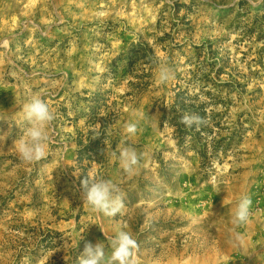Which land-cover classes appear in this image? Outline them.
Segmentation results:
<instances>
[{"label":"rangeland","instance_id":"rangeland-1","mask_svg":"<svg viewBox=\"0 0 264 264\" xmlns=\"http://www.w3.org/2000/svg\"><path fill=\"white\" fill-rule=\"evenodd\" d=\"M30 94L55 116L32 164L14 148ZM0 136V264H80L121 230L140 264H264V2L0 0ZM123 147L141 156L134 175ZM93 175L118 184L122 215L83 204Z\"/></svg>","mask_w":264,"mask_h":264},{"label":"clouds","instance_id":"clouds-1","mask_svg":"<svg viewBox=\"0 0 264 264\" xmlns=\"http://www.w3.org/2000/svg\"><path fill=\"white\" fill-rule=\"evenodd\" d=\"M264 2V0H260ZM171 78L170 69L164 63H160L157 79L160 84L167 82ZM23 119L27 122V127L22 130V134L14 141V148L18 158L28 164L38 162L48 155V146L52 141L48 128L55 119L50 111L49 104L40 94H30L26 102L22 104L20 110ZM206 118L196 113H186L181 117V123L186 127L197 128L205 124ZM126 133L135 135L138 131L137 123H129L125 126ZM96 136H99L97 134ZM94 136L93 138H95ZM6 137L0 136V141ZM2 147V144H0ZM120 167L129 176L134 175L140 165L141 156L135 148L123 147L119 152ZM81 199L83 204H87L92 213L97 216L114 218L117 214L122 215L125 208L124 197L118 184L112 180L97 179L94 175L87 176L81 181ZM220 190L217 189V193ZM252 201L248 196H241L237 202L236 210L232 218V224L237 227L247 226L252 217ZM101 231L104 230L100 227ZM105 234V233H104ZM111 254L106 255L104 243H87L80 264H140V245L136 239L127 231H119L116 235L109 237L105 235ZM236 239L243 241V236L237 233ZM67 249L70 245L67 241L62 245ZM221 264L223 258H220Z\"/></svg>","mask_w":264,"mask_h":264},{"label":"trees","instance_id":"trees-1","mask_svg":"<svg viewBox=\"0 0 264 264\" xmlns=\"http://www.w3.org/2000/svg\"><path fill=\"white\" fill-rule=\"evenodd\" d=\"M178 126H180V124Z\"/></svg>","mask_w":264,"mask_h":264}]
</instances>
